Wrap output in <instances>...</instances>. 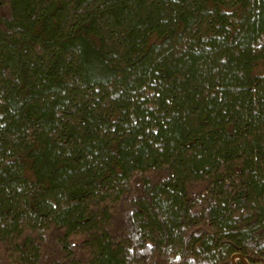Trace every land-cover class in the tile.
Masks as SVG:
<instances>
[{"label": "trees", "instance_id": "16d2710c", "mask_svg": "<svg viewBox=\"0 0 264 264\" xmlns=\"http://www.w3.org/2000/svg\"><path fill=\"white\" fill-rule=\"evenodd\" d=\"M264 264V0H0V264Z\"/></svg>", "mask_w": 264, "mask_h": 264}, {"label": "water", "instance_id": "95a60500", "mask_svg": "<svg viewBox=\"0 0 264 264\" xmlns=\"http://www.w3.org/2000/svg\"><path fill=\"white\" fill-rule=\"evenodd\" d=\"M236 259H239L241 262H244L245 264H247V262L244 261V259L240 256V255H235L232 260L234 261Z\"/></svg>", "mask_w": 264, "mask_h": 264}]
</instances>
